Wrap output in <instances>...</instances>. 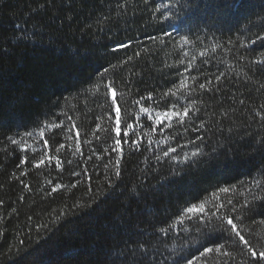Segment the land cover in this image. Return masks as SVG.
I'll return each instance as SVG.
<instances>
[{
    "label": "trees",
    "instance_id": "trees-1",
    "mask_svg": "<svg viewBox=\"0 0 264 264\" xmlns=\"http://www.w3.org/2000/svg\"><path fill=\"white\" fill-rule=\"evenodd\" d=\"M262 38L264 0H0V264H264L218 236L206 261L178 223L251 202L228 214L264 250Z\"/></svg>",
    "mask_w": 264,
    "mask_h": 264
},
{
    "label": "snow or ice",
    "instance_id": "snow-or-ice-1",
    "mask_svg": "<svg viewBox=\"0 0 264 264\" xmlns=\"http://www.w3.org/2000/svg\"><path fill=\"white\" fill-rule=\"evenodd\" d=\"M264 39V38H262ZM252 43H255V41H253ZM122 47H127L126 45L122 46ZM203 55V54H202ZM258 63L264 64V60L258 61ZM108 70L106 69L105 72H107ZM113 83L112 81H109L106 85H105V90L106 93L110 92L111 93V98H112V103L115 105L114 108V117L112 115H109V119H115V133L116 136L119 137L121 136V107L118 104L117 101V93L115 88L113 87ZM183 86V85H182ZM199 87L201 89L205 88L206 86L204 84H200ZM210 90V89H209ZM173 96L176 95L175 92L172 93ZM149 99H151V97H149ZM135 103L137 105L140 104V101L137 100L135 101ZM173 108H175V105H173ZM111 111V110H110ZM140 112H144V113H148L149 116H151V112H149V109L147 107L141 106L139 109ZM189 107H183V113L181 114L178 111H166L164 113H160L157 112L156 113V123L157 125L163 124L164 119H168L169 121H171L172 118L174 117H179V121L178 122H183L184 118L188 116L189 114ZM69 119H71V117H69ZM57 127L59 126V124L56 125ZM75 125H72L68 128V131L71 132L72 128H74ZM201 127H203V125H201ZM134 125L132 122H125L124 123V129L125 131H123V136L125 138L128 137L129 133L126 129H133ZM133 134L135 135V132H133ZM76 137H79V132H76ZM40 136L43 137L44 136V132L43 130L40 131ZM72 138V137H69ZM12 143L14 144H19L20 142L13 139ZM133 143H136L137 146L139 144V141H133ZM115 144L117 146H120L122 144V141L120 139H116L115 140ZM44 145L47 146L48 145V140L45 139L44 140ZM61 147H63V145H61ZM26 150V149H25ZM116 149H113V151H115ZM172 152H175L176 149L173 147L170 149ZM57 151H59V149H57ZM107 151V150H105ZM169 153L168 151H164V155L167 156ZM193 155H197V153H193ZM159 159V157H157ZM49 160H51V157H49ZM25 163H27V158H25L24 160ZM44 163V160L41 159L38 163H36V167H40L42 164ZM120 161L117 160L116 161V166H119ZM57 167H60V162L59 160L57 161ZM116 175H119V172L117 171ZM255 186H260V185H255ZM56 189L53 188V191H55ZM262 190H264V188H262ZM222 193H228L230 191L229 188H221L219 190ZM212 197L214 198L213 202H212V207L211 208H206L205 204L208 203L209 201L205 200L202 203L199 204H192L191 206L187 207L185 210V214L181 215L179 217L178 223L179 224H183L184 220L187 218L189 220L194 219L197 223V226L199 228V230L204 233V238L207 241L206 243H203L201 245L200 248V254L201 256L207 259H211L212 257L209 256V254H213V256H215L216 254H219L221 256H226L231 258L232 254L229 251H222V249L224 248V244L219 243L218 240H214V237H219L225 241L227 240H233L234 242L240 243L242 242L245 246V248L247 249V252L250 254V256L252 258H256L259 260H264V250L261 251H257L255 246L252 245L245 237L244 235H242L241 231L238 228V224L235 222V218L232 215H229V212L232 213H237L239 215V213L241 212L242 209H246L249 207L251 202H247L244 204H241L240 209H238L236 207V204H234L232 202V200L229 199H225V200H221L220 197L218 196L217 193L213 192L212 193ZM256 199H264V197H253V201H255ZM191 214V215H189ZM176 227V223L174 222L172 225H170L171 229H175ZM170 228L168 227H161L159 228V232L162 233L163 235L167 236L169 234V230ZM213 245V246H210ZM218 245V246H215ZM262 247H264V245H262ZM185 264H195V262L191 259L188 258L186 259ZM241 264H245L244 261H241Z\"/></svg>",
    "mask_w": 264,
    "mask_h": 264
}]
</instances>
